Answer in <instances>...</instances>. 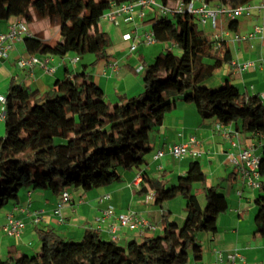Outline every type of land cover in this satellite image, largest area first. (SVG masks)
Returning <instances> with one entry per match:
<instances>
[{
	"label": "trees",
	"instance_id": "trees-1",
	"mask_svg": "<svg viewBox=\"0 0 264 264\" xmlns=\"http://www.w3.org/2000/svg\"><path fill=\"white\" fill-rule=\"evenodd\" d=\"M134 0H0V21L18 18L25 24L44 20L57 28L59 40L51 45L38 34L24 38L31 56L58 58L86 55L106 57V37L99 18L111 4ZM173 9L192 0H159ZM264 0H204L208 5H248ZM250 16L223 20L222 27L240 33ZM154 28L164 30L166 41L180 51H165L141 72L144 90L123 103L106 101L103 91L82 71L66 74L44 93L11 80L7 90L4 136L0 140V211L26 188L48 190L60 196L69 189L91 191L120 181V170L139 168L152 150L150 137L178 100L191 105L202 121L242 122L244 133L264 138V101L239 91L229 79L217 89L205 83L232 62L228 42L216 47L191 14L156 16ZM261 176L254 201V235L264 239V145L259 155ZM198 160L190 162L174 184L142 176L138 195H150L154 205L180 197L184 201L182 226L162 214L158 237L131 241L126 247L106 241L87 230L76 243L52 230L36 227L40 250L19 254L9 247L0 264H188L202 259L198 235L215 233L218 215L229 210L220 185L206 186ZM202 185L205 206L193 190Z\"/></svg>",
	"mask_w": 264,
	"mask_h": 264
},
{
	"label": "crops",
	"instance_id": "crops-1",
	"mask_svg": "<svg viewBox=\"0 0 264 264\" xmlns=\"http://www.w3.org/2000/svg\"><path fill=\"white\" fill-rule=\"evenodd\" d=\"M138 8L133 10L134 21L122 23L115 27L107 21L99 20L100 30L106 37V57L95 61L92 55H86L77 62L75 57L58 58L51 56L48 66L52 72H46L39 66L19 68L16 61L29 55L23 42L14 44L6 59L0 60V95H7L11 80H15L24 88L37 90L40 93L50 89L56 80L62 79L66 68L70 74L86 72L91 82L101 88L106 101L111 104L123 103L127 99L138 96L144 90L141 72L152 64L156 57L165 51L180 55L176 45L166 41L164 30L154 28V12H148L141 22L135 16ZM7 21H0V34L7 31ZM44 20H34L28 24L30 33L38 34L44 40L54 45L59 40L58 29H47ZM260 22L259 13L253 12L252 17L244 25L240 34L248 33ZM38 23L44 27L38 28ZM130 33L139 43L134 53H130V42H125L122 35ZM152 33L155 43L145 46L143 35ZM264 38V34H263ZM234 63H252L253 67L246 71L226 65L222 68V75L217 84L223 85L224 79L241 92L250 95H261L264 92V40L256 38L246 42H228ZM41 59L45 55L39 56ZM142 67V71L137 69ZM213 78V77H212ZM212 78L210 80H212ZM208 80L205 85L212 86ZM218 85V86H219ZM219 86V87H220ZM242 122L222 124L217 120L202 121L195 109L180 100L169 112L161 126L154 129L150 137L152 150L144 159L145 163L139 168L120 170V181L110 186L84 191L73 188L67 191L70 201L57 210L59 196L48 190L23 189L14 202H9L0 211V256L7 254L8 248L13 247L19 254L31 255L40 250V242L36 236V227L52 230L58 236L72 242H81L87 230L97 232L102 239L111 241L109 229L114 226L116 217L120 213H129L136 218H143L150 224V228L131 231L118 228L116 231L118 245L126 247L131 241L141 243L146 238L158 237L162 232V214L168 212L170 221L182 226L185 219L184 201L180 197L164 202L162 207L154 205L149 195L137 194V180L147 176L160 180L166 186L174 184L178 177L185 173L190 162L198 160L206 177V186L220 185L226 197L229 210L220 214L216 220L215 233L198 235L202 259L195 262L192 258L188 264H223L227 255L236 253L241 258L236 264H264V239L254 235V201L259 194L258 189L245 185L239 168L230 163V155L236 156L243 150L253 147V154L259 156L264 145V138L260 134L244 133ZM225 135H228L226 137ZM4 136V121H0V140ZM190 138L197 140L200 155H187L174 158L166 155L154 159L158 149L167 151L173 145L187 143ZM193 190L197 195L201 207L205 206V198L201 184H194ZM108 196V198H106ZM112 208L110 216H103V212ZM9 215L24 223L19 238L5 235ZM40 221L35 224L34 218Z\"/></svg>",
	"mask_w": 264,
	"mask_h": 264
},
{
	"label": "built area",
	"instance_id": "built-area-1",
	"mask_svg": "<svg viewBox=\"0 0 264 264\" xmlns=\"http://www.w3.org/2000/svg\"><path fill=\"white\" fill-rule=\"evenodd\" d=\"M138 8V13L135 16L136 20L141 22L144 20L148 12H154L156 16H166L172 15L174 13H187L191 14L197 18L199 25L202 28L210 27L214 30L211 35V39L215 41L216 47H219L222 42H246L256 38L264 40V25H255L251 31L248 33L240 34L227 31L222 27L223 20H236L243 16H250L253 12L257 11L264 15V3L257 2L248 5L239 6H227L222 4L208 5L204 0H192L190 3L184 5L178 3L173 9L162 5L159 0H134L131 2L121 3V4H111L110 8L101 14L99 20L107 21L115 27H119L122 23L128 24L134 21L133 10ZM31 33L27 24L18 18H13L7 23V31L0 34V60L6 59L9 52L12 50L14 44L18 42H23L25 37H30ZM122 39L125 42H130L129 51L134 53L137 49L139 40L131 36L130 33H125L122 35ZM155 38L152 33H147L143 35L142 43L145 46H150L155 43ZM51 56L45 55L42 59L39 56L29 55L27 58H19L16 61V65L19 68H25L26 66H39L46 72H52L53 69L48 66L49 58ZM72 62H77V58H74ZM231 66L237 68L239 71H246L253 67L252 63H230ZM264 69V64L262 65ZM142 71V67L137 69V72ZM261 99L264 101V92L260 95ZM6 96L0 95V121H4L6 115ZM228 137V135H225ZM198 142L194 138H190L187 143L180 145H173L168 148L167 151L158 149L153 155L154 159H160L166 155L174 158H180L187 155L193 157H198L200 151L198 150ZM230 163L235 167L239 168V173L241 178L247 187L252 189H259L261 176L259 174V156L253 154V147L243 150L236 156L230 155ZM141 179L138 175L137 180ZM139 182H137L136 187L138 188ZM108 198V196H106ZM152 196L149 195V199ZM70 198L67 193H62L59 196V201L57 204V210L67 205ZM113 213L112 208H109L103 212V216H110ZM40 218L36 216L34 218V223L37 224ZM117 223L111 226L109 233L111 235V241H116V231L118 228H125L131 231L148 229L150 224L143 218H136L129 213H120L116 217ZM24 228V223L9 215L7 226L5 227V235L8 237L19 238L22 234ZM241 258L238 254L232 253L227 255L223 264H236ZM197 264V263H196Z\"/></svg>",
	"mask_w": 264,
	"mask_h": 264
},
{
	"label": "rangeland",
	"instance_id": "rangeland-1",
	"mask_svg": "<svg viewBox=\"0 0 264 264\" xmlns=\"http://www.w3.org/2000/svg\"><path fill=\"white\" fill-rule=\"evenodd\" d=\"M259 13V20H260V22L257 24V25H259V26H262V25H264V15L262 14V13H260V12H258ZM253 14V13H252ZM43 23L45 24V26H47V24H46V22H44L43 21ZM198 27L203 31V33L205 34V35H207V36H211L213 33H214V30L213 29H211L210 27H205V28H202L200 25H199V23H198ZM38 28L39 29H41V30H43L44 29V27L42 26V24L41 23H38ZM47 29H50L51 31H53V28H51L49 25L47 26ZM242 32V31H241ZM224 69L226 68V66H224L223 67ZM223 70L222 69H220L214 76H213V78H212V80H210V84L212 85V86H210V87H208V88H211V89H217V88H219V84H217V79L222 75V73H224V72H222ZM224 80H227V78H225ZM219 85V86H218Z\"/></svg>",
	"mask_w": 264,
	"mask_h": 264
}]
</instances>
